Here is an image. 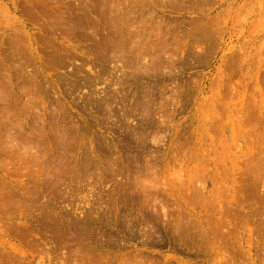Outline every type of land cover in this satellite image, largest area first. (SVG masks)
<instances>
[{"label": "rangeland", "instance_id": "rangeland-1", "mask_svg": "<svg viewBox=\"0 0 264 264\" xmlns=\"http://www.w3.org/2000/svg\"><path fill=\"white\" fill-rule=\"evenodd\" d=\"M175 1L0 0V264H264V0ZM114 5L164 46L136 71L97 50Z\"/></svg>", "mask_w": 264, "mask_h": 264}, {"label": "bare ground", "instance_id": "bare-ground-1", "mask_svg": "<svg viewBox=\"0 0 264 264\" xmlns=\"http://www.w3.org/2000/svg\"><path fill=\"white\" fill-rule=\"evenodd\" d=\"M124 2H126V1H130V0H123ZM131 1H133V0H131ZM177 1H179V0H177ZM161 2V1H160ZM167 2V1H166ZM174 2H176L175 0H174ZM177 3V2H176ZM102 4H104V3H102ZM133 4V3H132ZM167 4V3H166ZM171 4H174V3H171ZM105 5H106V2H105ZM110 5V4H109ZM165 5V4H164ZM168 5H169V2H168ZM176 5V4H175ZM25 6V5H24ZM115 6V5H114ZM174 6V5H173ZM130 7V6H129ZM111 8H113V7H111ZM138 8V7H137ZM168 8V7H167ZM27 10V9H26ZM95 10V9H94ZM135 10V9H134ZM139 10V9H138ZM75 11V10H74ZM92 11V10H91ZM100 10H98V12H99ZM77 12V11H76ZM82 12H85V11H82ZM154 12V11H153ZM88 13V12H87ZM133 12H132V10L130 9V8H126V7H124L123 9H121L120 7H119V5H116L115 7H114V9L112 10V18L111 17H109V19L108 18H106L104 21L105 22H102V23H106V24H108V21H106L107 19L108 20H110V19H112V20H110L109 22H111L112 21V26H111V28L109 29V27H108V25L110 24H108V25H104V24H102L103 25V29H104V27H107V28H105V29H107V30H109L110 32L112 31V33H104L105 35L106 34H112V37H111V35H110V37L112 38V41H111V39H109V37H108V35L107 36H105L104 34H102V35H104L103 37H102V40H100L101 39V37H100V39H99V42L97 41V43H98V45L96 44V46L97 47H99V49L97 48V50H104V48L107 50L108 49V46H109V49H111L112 50V53L111 54H114V57H115V59L117 58L118 59V57H119V61H120V63H121V61L123 62V63H125V65H126V67H131L130 69H133L132 68V66L133 65H131V64H135V62L137 61V59H138V56H140L141 54H144V53H142V52H145V49H148V51H149V49L151 50V48L154 46L153 45V42H150V41H142L139 37H135L136 35L135 34H133L134 33V31L136 30H138V29H135L136 28V26H134V28H133V25L134 24H136L137 25V23H142L141 24V26L142 25H144V23H145V21H142V18H141V21L140 20H137V21H140V22H136V23H132L131 24V22L129 21V15H131ZM101 14V13H100ZM141 14V13H140ZM96 15V14H95ZM144 15V14H143ZM147 15V14H146ZM103 17V16H102ZM84 19V18H83ZM160 19V18H159ZM132 20V19H131ZM134 20V19H133ZM100 21H102V20H100ZM66 22V21H65ZM69 22V21H68ZM130 22V23H129ZM134 22V21H133ZM78 23V22H77ZM129 23V24H128ZM140 24H139V26H140ZM72 25V24H71ZM70 25V26H71ZM90 25V24H89ZM101 25V24H100ZM131 25H132V27H131ZM166 25V24H165ZM164 26V25H163ZM74 28H77V30L78 29H83L84 27H85V25H84V27H83V25L82 26H80V24L78 23V25H74L73 26ZM149 27V26H148ZM148 27H147V30H148ZM151 27H153V26H151ZM169 27V26H168ZM16 28V27H15ZM85 28H87V26L85 27ZM94 28V27H93ZM133 28V29H132ZM137 28H138V25H137ZM140 28V27H139ZM156 28V27H155ZM17 29H19L20 30V28H17ZM65 29V28H64ZM71 29V28H70ZM73 29V28H72ZM112 29V30H111ZM135 29V30H134ZM144 29V28H143ZM158 29V28H157ZM22 30H23V28H22ZM62 30V29H61ZM88 30V29H87ZM107 30H105L106 32H107ZM146 30V31H147ZM159 30V29H158ZM160 30H161V28H160ZM53 31H55V30H53ZM93 31V30H92ZM104 31V30H103ZM154 31V30H153ZM164 31V30H163ZM25 32V31H24ZM52 32V31H51ZM76 32V31H75ZM94 32V31H93ZM92 32V33H93ZM139 33H140V31H138ZM156 32V31H155ZM161 32V31H160ZM165 32V31H164ZM91 33V34H92ZM100 33H102V32H100ZM136 33V32H135ZM11 34V33H10ZM26 34V33H25ZM95 34V33H94ZM93 34V35H94ZM160 34V33H159ZM168 34H170V33H168ZM174 34V33H173ZM18 34H15V38H16V40L14 41V39L12 40L11 39V43H12V45L15 47H11V48H13V49H17L18 50V52L19 51H21L22 49H23V45H25L26 47H30L32 44L29 42H27V43H22V39L20 38H18V36H17ZM92 35V36H93ZM135 35V36H134ZM138 35V34H137ZM143 35V34H142ZM172 34H170V36H171ZM29 36V35H28ZM27 36V37H28ZM80 36V35H79ZM96 36V35H95ZM99 36V35H98ZM131 36H134V37H131ZM141 36V35H140ZM167 36V35H166ZM170 36H168L169 38H170ZM4 37V36H3ZM20 37V36H19ZM21 37H22V35H21ZM32 37V36H31ZM75 37H76V34H75ZM88 37V36H87ZM148 37V36H147ZM171 37H173V36H171ZM24 38V37H23ZM30 38V37H29ZM79 38V37H78ZM81 38V37H80ZM91 38V37H90ZM97 38H99V37H97ZM132 38V39H131ZM151 38V37H150ZM5 39V38H4ZM25 39V38H24ZM92 39V38H91ZM136 39H138V40H136ZM162 39V38H161ZM22 40V41H21ZM35 40V39H34ZM136 41V44H138V46L137 45H133V43H135V42H133V41ZM29 41V40H28ZM33 41V40H32ZM92 41V40H91ZM93 41H95V40H93ZM109 41H111V42H109ZM91 43V42H90ZM96 43V42H95ZM95 43H94V46H95ZM110 43H111V45H112V48L110 47ZM173 43H175V42H173ZM177 43V42H176ZM45 44H47V43H45ZM156 44V43H155ZM8 45V44H7ZM89 45V44H88ZM168 45V44H167ZM56 46V45H55ZM159 46V47H158ZM162 45L160 44V45H157L156 47H158L159 49H153L152 48V51L153 50H155V52L156 53H158L157 51H159V50H161V52H163L162 51V48L164 47V46H162V48L160 49V47H161ZM176 46V45H175ZM9 47H10V44H9ZM47 47V46H46ZM45 47V48H46ZM51 47V46H50ZM49 47V48H50ZM57 47V46H56ZM146 47V48H145ZM151 47V48H150ZM155 47V46H154ZM173 47V46H172ZM32 48V47H31ZM95 48V47H94ZM145 48V49H144ZM168 48V47H167ZM166 48V44H165V48L164 49H167ZM11 50L12 52H14V51H16V50ZM51 49V48H50ZM52 49H53V47H52ZM58 49V48H57ZM89 49V48H88ZM163 49V50H164ZM169 49V48H168ZM42 50H44V49H42ZM96 50V51H97ZM157 50V51H156ZM172 50V49H171ZM31 51H32V49H31ZM46 51V50H45ZM91 51V50H90ZM95 51V52H96ZM105 51V50H104ZM103 51V52H104ZM148 51L147 52H145V54H149L150 53V51H149V53H148ZM165 51V50H164ZM168 51V50H167ZM174 51V50H173ZM180 51V50H179ZM22 52L23 51H21V54H22ZM47 52V51H46ZM51 52H53V51H51ZM50 52V53H51ZM106 52V51H105ZM111 52V51H110ZM110 52H109V54H110ZM155 52H153L154 54H155ZM160 52V51H159ZM160 52V53H161ZM166 52V51H165ZM193 52V51H192ZM27 53H29V52H27ZM45 53V52H44ZM55 53V52H54ZM57 53H59V51H57ZM56 53V54H57ZM97 53V52H96ZM99 53H102V51H99ZM98 53V55H101V54H99ZM108 53V52H107ZM107 53L105 54L106 55V57L107 56H109V55H107ZM152 53V52H151ZM160 53H158L159 55H160ZM164 53V52H163ZM167 53V52H166ZM175 53V52H174ZM173 52H172V54H174ZM177 53V52H176ZM186 53V52H185ZM238 53V52H237ZM16 54V53H15ZM30 54V53H29ZM154 54H153V56H154ZM158 54H156V55H158ZM171 54V53H170ZM20 55V54H19ZM48 55H49V53H48ZM52 54H50V56H51ZM54 55V54H53ZM98 55L96 56V57H98ZM105 55H104V58H105ZM150 55V54H149ZM156 55H155V57H156ZM158 55V56H159ZM162 56H164L163 54H161ZM168 54H166V56H167ZM177 55V54H176ZM187 55V54H186ZM189 55V54H188ZM142 57H143V59H144V57L146 56H143V55H141ZM179 56V55H178ZM95 57V56H94ZM93 57V58H94ZM101 58L103 57V55L102 56H100ZM111 57V56H110ZM109 57V58H110ZM113 57V56H112ZM149 57V56H148ZM151 57H152V54H151ZM170 57V56H169ZM186 57V56H185ZM190 57V56H189ZM30 58V57H29ZM146 58V57H145ZM150 58V57H149ZM154 57H152L151 59H153ZM167 58V57H166ZM165 58V59H166ZM187 58V57H186ZM192 58V57H191ZM113 59V58H112ZM122 59V60H121ZM148 59V58H147ZM155 60L157 59V62H161V60L163 61V59H161V60H159V58H154ZM150 60V61H152V63H153V61L154 62H156L155 60ZM168 59V58H167ZM185 59V58H184ZM108 60V59H107ZM136 60V61H135ZM140 60H142V58L141 59H138V61L137 62H139ZM181 60H183V59H181ZM117 61V60H116ZM147 61V60H146ZM149 61V62H150ZM175 61V60H174ZM118 62V61H117ZM149 62H146L147 64H149ZM165 62H166V60H165ZM186 62V61H185ZM184 62V63H185ZM115 63V62H114ZM145 63V64H146ZM169 63V62H168ZM171 63H172V61H171ZM183 63V64H184ZM137 64V63H136ZM136 64H135V66H136ZM139 64V63H138ZM142 64V63H141ZM146 64V65H147ZM154 64H156V63H154ZM159 63H157V65H158ZM170 64V63H169ZM92 65V64H91ZM118 65V64H117ZM123 65V64H122ZM125 65H123V66H125ZM145 65V66H146ZM167 65V64H166ZM165 65V66H166ZM121 66V65H120ZM143 66V65H142ZM150 66H155V65H151V63H150ZM159 66V65H158ZM157 66V67H158ZM160 66H161V63H160ZM169 67H170V65H168ZM122 67V66H121ZM125 67V68H126ZM134 67V66H133ZM147 67H149V66H147ZM152 67H150V69L152 68ZM168 67V68H169ZM180 67V66H179ZM124 68V69H125ZM144 68V67H143ZM103 69H106V68H103ZM102 69V70H103ZM116 69H117V67H116ZM123 69V70H124ZM129 69V70H130ZM146 69V68H145ZM144 69V70H145ZM162 69V68H161ZM172 69V68H171ZM176 69V68H175ZM120 70V69H119ZM135 69H133V71H134ZM137 70H138V68H137ZM160 70V69H159ZM165 70V69H164ZM167 70V69H166ZM169 70V69H168ZM180 70V69H179ZM136 71V70H135ZM143 71V70H142ZM153 71V70H152ZM151 71V72H152ZM157 71V70H156ZM77 73H78V71H76ZM100 72V71H99ZM106 72V71H105ZM124 72H125V70H124ZM172 72H173V70H172ZM101 73V72H100ZM142 73V72H141ZM144 73H149V72H144ZM143 73V74H144ZM155 73V72H154ZM132 74V73H131ZM157 74V73H156ZM155 74V75H156ZM129 75V74H128ZM154 75V74H153ZM158 75V74H157ZM166 75H167V73H166ZM170 75V74H169ZM160 76V75H159ZM154 77V76H153ZM158 78V77H157ZM156 78V79H157ZM119 79V78H118ZM126 79V78H125ZM131 79V78H130ZM91 80V79H90ZM100 80V79H99ZM124 80V79H123ZM127 80V79H126ZM120 81V80H119ZM126 83V82H125ZM154 83V82H153ZM258 84H260V83H258ZM123 85V84H122ZM152 85V84H151ZM138 86V85H137ZM136 86V87H137ZM160 87V86H159ZM124 88H126V86L124 87ZM123 88V89H124ZM138 88V87H137ZM121 89V88H120ZM149 89V88H148ZM154 89V88H153ZM152 89V90H153ZM160 89V88H159ZM146 90H147V88H146ZM150 90V89H149ZM248 90H250V88H248ZM3 91V90H2ZM119 91V90H118ZM123 91V90H122ZM132 91V90H131ZM143 91V90H142ZM14 92V91H13ZM149 92V91H148ZM155 92V91H154ZM153 92V93H154ZM3 94V93H2ZM1 94V91H0V95H2ZM5 94V93H4ZM141 94V93H140ZM11 95V94H10ZM242 95H243V92H242ZM3 97V96H2ZM133 97V96H132ZM135 97V96H134ZM152 97V96H151ZM146 98V97H145ZM174 98V97H173ZM3 99H5V98H3ZM126 99H129V98H126ZM139 99V98H138ZM138 99H136V100H138ZM172 99V98H171ZM7 100V99H6ZM173 100V99H172ZM177 100V99H176ZM116 101V100H115ZM119 101V100H118ZM123 101V100H122ZM135 101V100H134ZM145 101V100H144ZM2 102V101H1ZM5 102V101H4ZM127 102V101H126ZM148 102H149V100H148ZM157 102V101H156ZM241 102H244V101H241ZM120 103V102H119ZM129 103V102H128ZM131 103V102H130ZM132 103H133V101H132ZM142 103V102H141ZM150 103V102H149ZM171 103V102H170ZM251 103V102H250ZM3 104V103H2ZM106 104V103H105ZM104 104V105H105ZM127 104V103H126ZM135 104H136V102H135ZM140 104V103H139ZM116 105H118V104H116ZM121 105V104H120ZM124 105V104H123ZM132 105V104H131ZM143 105H144V103H143ZM148 105V104H147ZM126 106V105H125ZM168 106V105H167ZM134 107V106H133ZM155 107H157V105L155 106ZM183 107V106H182ZM7 108V107H6ZM105 108V107H104ZM144 108H145V106H144ZM147 108V107H146ZM129 109H131V108H129ZM128 109V110H129ZM127 110V111H128ZM158 110V109H157ZM96 111H98V110H96ZM134 111V110H133ZM159 111V110H158ZM161 111V110H160ZM246 111V110H245ZM173 112V111H172ZM254 112V111H253ZM124 113V112H123ZM130 113V112H129ZM168 113H170V112H168ZM114 114V113H113ZM117 114V113H116ZM126 114V113H125ZM123 115V114H122ZM120 116V115H119ZM242 116V115H241ZM243 116H244V114H243ZM119 119H121V118H119ZM123 119V118H122ZM243 120V119H242ZM253 120V119H252ZM124 122V121H123ZM233 122H234V120H233ZM245 122V121H244ZM239 123V122H238ZM119 124V123H118ZM123 124V123H122ZM235 125H236V123H234ZM241 124V123H240ZM120 125V124H119ZM243 125H244V123H243ZM116 126H118L117 124H116ZM126 126V125H125ZM229 126V125H228ZM240 126V125H239ZM238 126V127H239ZM119 127V126H118ZM122 128H124V127H122ZM130 129V128H129ZM120 130H122V129H120ZM125 130V129H124ZM231 130V129H230ZM233 130H235V129H233ZM115 131V130H114ZM251 131V130H250ZM118 132V131H117ZM124 132V131H123ZM236 132V131H235ZM136 133V132H135ZM134 133V134H135ZM124 134V133H123ZM133 134V135H134ZM233 134V133H232ZM249 134V133H248ZM118 135V134H117ZM213 135V134H212ZM251 135V134H250ZM63 136V138H65L64 137V135H62ZM128 136H130V135H128ZM137 136V135H136ZM139 136V135H138ZM137 136V137H138ZM218 136V135H217ZM234 136V135H233ZM244 136V138H245V134L243 135ZM247 136V135H246ZM125 137V136H124ZM132 137H134V136H132ZM131 137V138H132ZM219 137V136H218ZM252 137H253V135H252ZM113 138V137H112ZM117 138V137H116ZM139 138V137H138ZM142 138V137H141ZM199 138V137H198ZM217 138V137H216ZM215 138V139H216ZM231 138V137H230ZM247 138H248V136H247ZM254 138V137H253ZM262 138H264V136L262 137ZM58 139V138H57ZM113 139H115V138H113ZM122 139H124V138H122ZM121 139V140H122ZM127 139V138H126ZM129 139H130V137H129ZM223 139V138H222ZM246 139V138H245ZM102 140V139H101ZM250 140H252V139H250ZM57 141H59V140H57ZM118 141H119V139H118ZM124 141H126V140H124ZM137 141V140H136ZM213 141H214V139H213ZM217 141V140H216ZM216 141H214V142H216ZM236 141V140H235ZM261 141V140H260ZM259 141V142H260ZM264 141V140H263ZM263 141H261L262 143H263ZM61 142H62V140H61ZM97 142V141H96ZM115 142H116V140H115ZM127 142H128V140H127ZM138 142V141H137ZM222 142V141H221ZM126 143V142H125ZM133 143H135V142H133ZM250 143L251 142H249L248 144L250 145ZM120 144H122L121 142H120ZM237 144V143H236ZM111 145V144H110ZM118 145V144H117ZM255 145V144H254ZM98 146H100V145H98ZM119 146V145H118ZM138 146V145H137ZM209 146V145H208ZM258 146V145H257ZM112 148H113V151L112 152H116V153H118L117 152V147L113 144V140H112V146H111ZM116 147V148H115ZM128 147V146H127ZM131 147V146H130ZM136 147V146H135ZM249 147V146H248ZM88 148V147H87ZM101 148V147H100ZM118 148H121V147H118ZM134 148V147H133ZM262 148H264V147H262ZM114 149H115V151H114ZM81 150V149H80ZM96 150H97V148H96ZM95 150V151H96ZM83 151H85V150H83ZM123 151V149L121 150V152ZM137 151V150H136ZM38 152V151H37ZM129 152V151H128ZM259 152H260V150H259ZM59 153V152H58ZM111 153V152H110ZM123 153V152H122ZM122 153H120V156H122L121 154ZM261 153V152H260ZM113 154V153H112ZM129 155V154H128ZM198 155V154H197ZM117 156V155H116ZM120 156L118 157V158H116V159H118V162H119V159H120ZM230 156V155H229ZM104 157V156H103ZM200 157V156H199ZM100 158H101V156H100ZM113 158L114 157H112V161H113ZM123 158V157H122ZM108 159V158H107ZM115 159V158H114ZM126 158H123V160H125ZM216 159V158H215ZM85 160V159H84ZM217 160V159H216ZM241 160H244V159H241ZM248 160V159H247ZM83 161V160H82ZM104 161H106V160H104ZM111 161V162H112ZM131 161H133V160H131ZM252 161V160H251ZM250 161V162H251ZM89 162V161H88ZM115 162H117V161H115ZM146 162V161H145ZM219 162V161H218ZM254 162V161H253ZM79 163V162H78ZM97 163V162H96ZM99 163V162H98ZM113 163V162H112ZM202 163V162H201ZM257 163V162H256ZM198 164H200V163H198ZM255 164V163H254ZM113 165H114V163H113ZM113 165H111V166H113ZM116 165H117V163H116ZM216 165V164H215ZM222 165V164H221ZM249 164H247V166H248ZM252 165V164H251ZM119 166V165H118ZM199 166V165H198ZM245 166V165H244ZM254 166V165H253ZM82 167V166H81ZM251 167V166H250ZM106 168V167H105ZM114 168V169H113ZM116 168V169H115ZM125 168V167H124ZM200 168V167H199ZM83 169V168H82ZM86 169V168H85ZM96 169V168H95ZM120 169H122L121 167L120 168H117L116 166L114 167H112V172L114 173V174H117V173H119L121 170ZM218 169V168H217ZM258 169V168H257ZM100 170V169H99ZM125 170V169H124ZM132 170V169H131ZM262 170V169H261ZM106 171V170H105ZM122 171H123V169H122ZM126 171H127V169H126ZM148 171V170H147ZM179 171V170H178ZM86 172V171H85ZM102 172V171H101ZM220 172V171H219ZM249 172V171H248ZM77 173H79V172H77ZM94 173H95V170H94ZM99 173V172H98ZM121 173H124V172H121ZM126 173V172H125ZM177 173V172H176ZM217 173V172H216ZM253 173V172H252ZM259 173V172H258ZM264 173V172H263ZM96 174V173H95ZM134 174V173H133ZM144 174V173H143ZM228 174V173H227ZM246 174V173H245ZM254 174V173H253ZM85 175V174H84ZM105 175V174H104ZM118 175V174H117ZM121 175V174H120ZM125 175V174H124ZM220 175H221V173H220ZM260 175V174H259ZM79 177H80V174L78 175ZM82 176H83V174H82ZM130 176V175H129ZM146 176V175H145ZM168 176H169V174H168ZM246 176V175H245ZM248 176V175H247ZM258 176V175H257ZM86 177V176H85ZM92 177V176H91ZM195 177V176H194ZM214 177V176H213ZM230 177V176H229ZM77 178V177H76ZM84 178V177H83ZM128 178V177H127ZM173 178V177H172ZM171 178V179H172ZM202 178V177H201ZM71 179H73V178H71ZM192 179V178H191ZM190 179V180H191ZM247 179H249L248 177H247ZM261 179V178H260ZM83 180V179H82ZM141 180V179H140ZM198 180V179H197ZM87 181V180H86ZM85 181V182H86ZM104 182H106L105 180H103ZM125 181V180H124ZM129 182H127V183H131L130 182V180H128ZM142 181V180H141ZM179 181V180H178ZM212 181V180H211ZM261 181V180H260ZM98 182V181H97ZM140 181H138V183H139ZM96 183V182H95ZM121 183H123V182H121ZM137 183V184H138ZM197 183V182H196ZM216 183V182H215ZM253 183V182H252ZM118 184V183H117ZM125 184H126V181H125ZM140 184V183H139ZM198 184V183H197ZM200 184V183H199ZM202 185L204 184V181H203V183H201ZM200 184V185H201ZM249 184H251V183H249ZM78 185V184H77ZM127 186L129 185V184H126ZM144 185V184H143ZM160 185V184H159ZM223 185V184H222ZM124 186V185H123ZM157 186V185H156ZM155 186V187H156ZM185 186V185H184ZM71 187V186H70ZM87 187V186H86ZM96 187H97V185H96ZM112 187V186H111ZM117 188H118V185L116 186ZM126 187V186H125ZM131 187H132V185H131ZM138 187V186H137ZM154 187V188H155ZM172 187V186H171ZM191 187H192V185H191ZM98 188V187H97ZM122 188V187H121ZM124 188V187H123ZM144 188V187H143ZM198 188V187H197ZM114 189H115V187H114ZM113 189V190H114ZM120 189V187L118 188V189H115V190H117V192H118V190ZM129 189V191H130V193H131V195L133 196V198H131V199H134L137 195L136 194H138V191L136 192L135 191V188L132 190L131 188H128ZM127 189V190H128ZM192 189V188H191ZM225 189V188H224ZM74 190V189H73ZM101 190V189H100ZM112 190V191H113ZM125 190V189H124ZM123 190V191H124ZM134 191V193H136L135 194V196H134V194H132L133 192L132 191ZM145 190H147V188L145 187ZM152 190H153V188H152ZM217 190V189H216ZM252 190V189H251ZM80 191V190H79ZM95 191V190H94ZM128 191V192H129ZM141 191V190H140ZM139 191V193H141V192H143V191H141L140 192ZM158 191H159V189H158ZM114 192H116V191H114ZM146 191H144L143 192V194L145 193ZM188 193H190V192H188ZM214 193V192H213ZM217 193V192H216ZM123 194V193H122ZM219 194V193H218ZM128 195H129V193H128ZM130 195V196H131ZM139 195V194H138ZM142 195V194H141ZM221 195V194H220ZM121 196V195H120ZM127 196V195H126ZM126 196H125V198H126ZM131 196V197H132ZM143 196V195H142ZM142 196H139V197H137L138 199H136V201L137 200H139V198H141ZM146 196H147V193H146ZM201 196H203V195H201ZM200 195H199V197H201ZM127 197H129V196H127ZM161 197H162V195H161ZM192 197V196H191ZM217 197H218V195H217ZM220 197V196H219ZM124 198V199H125ZM130 198V197H129ZM154 198V197H153ZM194 198V197H193ZM196 198H198V197H196ZM213 198V197H212ZM211 198V199H212ZM102 199V198H101ZM117 199V198H116ZM127 199V198H126ZM142 200H145L146 199V197H145V199L144 198H141ZM190 199V198H189ZM192 199V198H191ZM100 200V199H99ZM105 200H107V199H105ZM109 200V199H108ZM149 200V202H150V199H148ZM152 200H154V199H152ZM151 200V201H152ZM113 201V200H112ZM125 201V200H124ZM132 201H135V199L134 200H132ZM140 201V200H139ZM138 201V202H139ZM147 201V200H146ZM156 202L158 201L159 202V200H158V198H157V200H155ZM188 201V200H187ZM101 202H102V200H101ZM117 200L116 201H114V205L112 206L113 207V209H114V227L116 226V223H117V219H120L117 215H119L118 213H121V212H119L121 209H120V207L118 206V204H117ZM128 202H130V199H129V201ZM99 203V202H98ZM108 203V202H107ZM112 203V202H111ZM126 203V202H125ZM134 203V202H133ZM140 203L141 204H143V201H140ZM140 203H138L140 206H141V204ZM144 203H146V202H144ZM152 203V202H151ZM127 205L129 204H132V203H126ZM126 204H125V206H126ZM147 204V203H146ZM146 204H143L144 206L146 205ZM159 204V203H158ZM121 205V204H120ZM124 205V204H123ZM134 205V204H133ZM133 205H130V206H133ZM137 205V203H135V206ZM143 205H142V208H143ZM162 205V204H161ZM167 205V204H166ZM130 206H128V208L130 209ZM154 206V205H153ZM168 206V205H167ZM207 206V205H206ZM219 206V205H218ZM134 207V206H133ZM146 207V206H145ZM125 208H127V206L125 207ZM135 208H137V207H135ZM138 208H139V210H138ZM136 210H138L137 212L138 213H140V216H141V212L144 214V212L142 211L143 209H141L140 207H138ZM147 208V207H146ZM153 208V207H152ZM151 208V209H152ZM159 208H160V206H159ZM174 208V207H173ZM225 208V207H224ZM103 209V208H102ZM141 209V210H140ZM156 209V208H155ZM162 209H164V206H163V208ZM165 209H168V208H166L165 207ZM182 209V208H181ZM223 209V208H222ZM106 210H107V208H106ZM127 210V209H126ZM152 210H154V209H152ZM179 210H180V208H179ZM179 210H177L178 211V213L180 212ZM211 210V209H210ZM230 210V209H229ZM239 210V209H238ZM241 210V209H240ZM102 211V210H101ZM122 211H124V212H126L125 210H123L122 209ZM129 211V210H128ZM140 211V212H139ZM183 211V210H182ZM223 211V210H222ZM231 211V210H230ZM113 212V211H112ZM134 212L135 211H133V214H134ZM137 212H136V214H135V216H138V214H137ZM147 212V211H146ZM165 212H167V211H165ZM185 212V211H184ZM153 213H154V211H153ZM158 213V212H157ZM231 213V212H230ZM246 213H247V211H246ZM107 214H108V212H107ZM161 214V213H160ZM165 214V213H164ZM186 214V213H185ZM237 214V213H236ZM240 214V213H239ZM112 215V214H111ZM166 215V214H165ZM178 215V214H177ZM180 215V214H179ZM178 215V216H179ZM86 216V215H85ZM121 217H122V222L124 221L125 222V224H128V227L129 226H132V225H129L130 223L128 222V221H130V219L132 218V217H134L130 212L129 213H125V214H123L122 215V213H121V215H120ZM155 216V215H154ZM159 216V215H158ZM235 216V215H234ZM142 217L144 218V216L142 215ZM186 217V216H185ZM192 217V216H191ZM191 217H190V219H191ZM221 217H223V216H221ZM220 217V218H221ZM85 218V217H84ZM110 218V217H109ZM135 219H136V217H134ZM133 218V219H134ZM140 218V217H139ZM139 218H137L138 220H139ZM164 218V217H163ZM247 218V217H246ZM81 219V218H80ZM133 220V222L135 221H137V219L136 220ZM149 219V218H148ZM155 219H157V218H155ZM161 219V218H160ZM178 219V218H177ZM184 219V218H183ZM187 219H189V218H187ZM189 219V220H190ZM208 219V218H207ZM217 219V218H216ZM73 220V219H72ZM75 220V219H74ZM110 220V219H109ZM142 220H144V219H142ZM141 220V221H142ZM158 220V219H157ZM181 220V219H180ZM221 220V219H220ZM224 220V219H223ZM237 220V219H236ZM240 220V219H239ZM70 221V220H69ZM132 221V220H131ZM162 221V220H161ZM198 221V220H197ZM212 221V220H211ZM244 221V220H243ZM54 222V221H53ZM64 222V221H63ZM66 222V221H65ZM73 222V221H72ZM72 222H70V223H72ZM76 222V221H75ZM93 222V221H92ZM123 222V223H124ZM133 222H131V223H133ZM135 222H134V224H135ZM180 222L181 221H179V224H180ZM234 222V221H233ZM238 222V221H237ZM55 223H56V221H55ZM142 223V222H141ZM166 223V222H165ZM186 223V222H185ZM190 223V222H189ZM224 223V222H223ZM222 223V224H223ZM230 223V222H229ZM64 224V223H63ZM75 224V223H74ZM118 224V223H117ZM124 224V225H125ZM221 224V225H222ZM102 225V224H101ZM105 225V224H104ZM136 225V224H135ZM135 225L133 226V227H135ZM138 225V224H137ZM139 225H140V223H139ZM151 225V224H150ZM176 225V224H175ZM185 225V224H184ZM198 225V224H197ZM200 225V224H199ZM236 225V224H235ZM57 226V225H56ZM112 226H113V224H112ZM178 226V225H177ZM127 227V226H126ZM141 227V226H140ZM143 227V226H142ZM170 227V226H169ZM185 227V226H184ZM194 227V226H193ZM231 227V226H230ZM236 227V226H235ZM55 228V227H54ZM58 228V227H57ZM69 228H71V227H69ZM103 228V227H102ZM101 228V229H102ZM106 228V227H105ZM146 228V227H145ZM173 228H175V227H173ZM178 228V227H177ZM177 228H175V229H177ZM180 229L182 228L181 226L179 227ZM186 228V227H185ZM191 228V227H190ZM216 228V227H215ZM223 228V227H222ZM239 228V227H238ZM62 229V228H61ZM60 229V230H61ZM66 229V228H65ZM72 229H74L73 227H72ZM104 229V228H103ZM137 229H139L138 227H137ZM147 229V228H146ZM52 230V229H51ZM56 230V229H55ZM67 230V229H66ZM90 230V229H89ZM106 230V229H105ZM135 230V229H134ZM164 230V229H163ZM216 230V229H215ZM214 230V231H215ZM237 230V229H236ZM54 231V230H53ZM59 231V230H58ZM103 231V230H102ZM127 231V230H126ZM130 231H132V229L130 230ZM141 231V230H140ZM169 231H170V229H169ZM173 231H175V235L177 234L176 233V230H173ZM177 231H178V229H177ZM192 231V230H191ZM201 231V230H200ZM228 231V230H227ZM52 232V231H51ZM55 232H57V230L55 231ZM67 232V231H66ZM80 232H82V231H80ZM80 232H79V234H80ZM90 232V231H89ZM107 232V231H106ZM112 232V231H111ZM149 232H150V230H149ZM155 232V231H154ZM219 232H220V230H219ZM218 232V233H219ZM63 233V232H62ZM65 233V232H64ZM63 233V234H64ZM83 233V232H82ZM87 233V232H86ZM85 233V234H86ZM98 233V232H97ZM125 233V232H124ZM145 233V232H144ZM68 234V233H67ZM99 234V233H98ZM104 234V233H103ZM127 234H129V233H127ZM126 234V235H127ZM135 234V233H134ZM189 234V233H188ZM217 234V233H216ZM70 235V234H69ZM82 234H80V236H81ZM107 235V234H106ZM138 235V234H137ZM197 235V234H196ZM58 236H60V235H58ZM73 236V235H72ZM90 236V235H89ZM98 236V235H97ZM101 236V235H100ZM104 236V235H103ZM141 236V235H140ZM147 236V235H146ZM170 236V235H169ZM174 236V235H173ZM182 236V235H181ZM249 236H250V234H249ZM79 237V236H78ZM132 237V236H131ZM197 237V236H196ZM84 238V237H83ZM102 238V237H101ZM121 238V237H120ZM142 238H144V237H142ZM170 238V237H169ZM201 238V237H200ZM72 239H74V237L72 238ZM76 239H77V235H76ZM79 239V238H78ZM197 239V238H196ZM71 240V239H70ZM108 240V239H107ZM123 240V239H122ZM198 240V239H197ZM201 240V239H200ZM110 241V240H109ZM204 241V240H203ZM214 241V240H213ZM183 242V241H182ZM76 243V242H75ZM79 243V242H78ZM104 243V242H103ZM111 243V242H110ZM144 243V242H143ZM176 243V242H175ZM117 244V243H116ZM116 244H114V245H116ZM183 244V243H182ZM185 244V243H184ZM200 244V243H199ZM236 244V243H235ZM106 245V244H105ZM119 245V244H118ZM127 245V244H126ZM111 246H113V245H111ZM179 246V245H178ZM210 246V245H209ZM93 247V246H92ZM119 247V246H118ZM122 247V246H121ZM182 247V246H181ZM204 247V246H203ZM83 248V247H82ZM202 248V247H201ZM205 248V247H204ZM208 248V247H207ZM76 249V248H75ZM78 249H80V248H78ZM121 249V248H120ZM231 249V248H230ZM74 250V249H73ZM72 250V251H73ZM178 250V249H177ZM186 250V249H185ZM198 250V249H197ZM200 250V249H199ZM207 250V249H206ZM81 251V250H80ZM190 251V250H189ZM204 251V250H203ZM188 252V251H187ZM197 252V251H196ZM75 253V252H74ZM89 253V252H88ZM191 254V253H190ZM208 254V253H207ZM206 254V255H207ZM77 255V254H76ZM224 255H226V254H224ZM202 256V255H201ZM11 257V256H10ZM77 257V256H76ZM81 257V256H80ZM92 257V256H91ZM226 257V256H225ZM13 258V257H12ZM70 258V257H69ZM93 258V257H92ZM95 258H97V257H95ZM34 259V258H33ZM79 259V258H78ZM228 259V258H227ZM83 260V259H82ZM234 260V259H233ZM34 261V260H33ZM73 261H75V260H73ZM77 261V260H76ZM80 261V260H79ZM154 261V260H153ZM14 262V261H13ZM68 262V261H67ZM85 262V261H84ZM91 262V261H90ZM139 262V261H138ZM169 262V261H168ZM24 263V262H23ZM27 263V262H26ZM78 263V262H77ZM80 263V262H79ZM143 263H145V262H143ZM15 264H17L16 262H15ZM29 264V263H28ZM63 264V263H62ZM69 264V263H68ZM72 264H74V263H72ZM168 264V263H167Z\"/></svg>", "mask_w": 264, "mask_h": 264}]
</instances>
